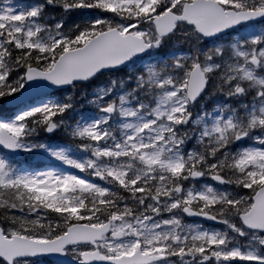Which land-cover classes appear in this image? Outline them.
Returning a JSON list of instances; mask_svg holds the SVG:
<instances>
[{
	"label": "snow or ice",
	"instance_id": "1",
	"mask_svg": "<svg viewBox=\"0 0 264 264\" xmlns=\"http://www.w3.org/2000/svg\"><path fill=\"white\" fill-rule=\"evenodd\" d=\"M0 264H264V0H0Z\"/></svg>",
	"mask_w": 264,
	"mask_h": 264
}]
</instances>
